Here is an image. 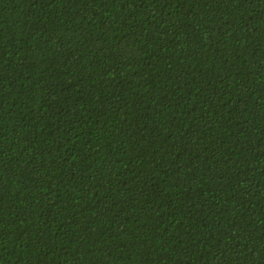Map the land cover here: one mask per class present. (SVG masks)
<instances>
[{
    "label": "trees",
    "instance_id": "16d2710c",
    "mask_svg": "<svg viewBox=\"0 0 264 264\" xmlns=\"http://www.w3.org/2000/svg\"><path fill=\"white\" fill-rule=\"evenodd\" d=\"M0 264H264V0H0Z\"/></svg>",
    "mask_w": 264,
    "mask_h": 264
}]
</instances>
